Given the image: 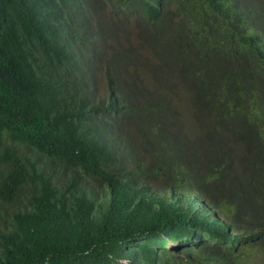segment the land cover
<instances>
[{"label":"trees","instance_id":"obj_1","mask_svg":"<svg viewBox=\"0 0 264 264\" xmlns=\"http://www.w3.org/2000/svg\"><path fill=\"white\" fill-rule=\"evenodd\" d=\"M21 1L0 0V264H264V0Z\"/></svg>","mask_w":264,"mask_h":264},{"label":"clouds","instance_id":"obj_2","mask_svg":"<svg viewBox=\"0 0 264 264\" xmlns=\"http://www.w3.org/2000/svg\"><path fill=\"white\" fill-rule=\"evenodd\" d=\"M14 2L20 3L23 1L14 0ZM235 9L236 8H234L233 6V10ZM68 17H69V20H67L66 26L72 32V35L74 36V39L76 42L75 50L81 53H84L85 59H86L85 62L90 63V65L95 69L94 60L92 58V55L94 52L92 50V44H91V38L89 35V31L86 28L82 27V19H81V16L77 12L73 13L72 15H68ZM28 19H29V24L27 23L28 27L26 25L25 26L35 35L37 34V31L39 30V28H41L40 25H43L45 21H48V19L46 18V15L40 9H38L37 11H32ZM48 22L50 24L47 27H49L50 29L48 31L44 30L43 34L41 35L42 42L44 43L51 39L52 37L51 32L53 31L57 32V28H58V24L55 22L54 19H52L51 22L50 21ZM21 29L24 30L23 27ZM79 33L81 34V36H79ZM110 134L111 136H113L112 129L110 131ZM191 204L197 206L198 208L202 205L198 202H191ZM168 246L171 247L172 245L168 243ZM118 262L121 264H126V259L125 258L120 259Z\"/></svg>","mask_w":264,"mask_h":264},{"label":"rangeland","instance_id":"obj_3","mask_svg":"<svg viewBox=\"0 0 264 264\" xmlns=\"http://www.w3.org/2000/svg\"><path fill=\"white\" fill-rule=\"evenodd\" d=\"M95 83H97V86H98V88H99L98 94H99L100 96H104V95H105V91H104V89H102V85H101V83H100L99 78L97 79V81H95Z\"/></svg>","mask_w":264,"mask_h":264}]
</instances>
